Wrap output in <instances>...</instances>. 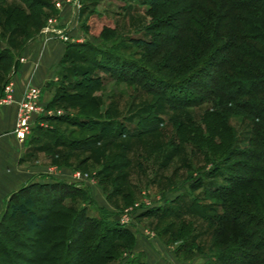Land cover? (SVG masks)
Listing matches in <instances>:
<instances>
[{
    "label": "rangeland",
    "instance_id": "374dc122",
    "mask_svg": "<svg viewBox=\"0 0 264 264\" xmlns=\"http://www.w3.org/2000/svg\"><path fill=\"white\" fill-rule=\"evenodd\" d=\"M238 1L0 0V83L44 26L65 45L58 75L44 87L50 99L41 92L43 112L24 139L40 174L27 184L55 185L47 192L60 203L45 210L48 224L35 233L5 215L11 194L0 212V248L9 253L0 264H68L72 256L35 251L60 237L65 250L80 235L91 244L105 230L118 239L112 264H250L251 244L264 245V225L256 226L264 211L255 209L264 173L254 172L264 163L240 154L264 151V94L229 103L210 81L220 77L210 64L220 59L221 16L225 34L232 29L264 53L252 37L264 34V14L236 8ZM16 8L32 17L28 26L8 20ZM245 72L238 79L264 76ZM81 81L90 91L76 90ZM47 192L22 194L35 196L41 211L54 201Z\"/></svg>",
    "mask_w": 264,
    "mask_h": 264
},
{
    "label": "trees",
    "instance_id": "16d2710c",
    "mask_svg": "<svg viewBox=\"0 0 264 264\" xmlns=\"http://www.w3.org/2000/svg\"><path fill=\"white\" fill-rule=\"evenodd\" d=\"M235 7L239 9H250V10H257L260 11L261 13L264 14V0H239L238 2L235 3ZM32 5H29L30 10ZM43 15H40L37 18H40L39 20H36L34 25L36 27L40 28L43 25V21L41 19ZM8 20L10 23L16 24L18 27L23 26L26 27L28 26L27 24H30L31 22V16L26 14L24 8H16L14 11H12L10 14L7 15ZM226 17L221 16L220 20V41L223 40L222 45H220V59L216 61L217 63L213 62L210 64V68L212 70H215L217 72H220V77L214 78L213 76H210V81L214 84L215 88H217L218 93L220 94V97L223 98L227 102H232L234 100V97L238 96L236 94H239L240 97H252L255 96L256 94H264V87H257L256 85L259 80V83L264 84V76L261 78H258V76L254 79H238L240 76H247L249 75L248 73L245 72V70H255L256 72L260 74H264V53L262 51H256L254 48H248L246 45L241 43L240 39L241 37L238 35L237 32L232 31V29L228 33H224L226 29ZM24 33V34H23ZM22 35H25L24 37L29 38L31 35H27L23 31ZM247 37H249L247 35ZM254 40L259 39L261 44H264V34L259 33L254 36H252ZM226 40V41H225ZM258 41V40H257ZM135 43H138L140 45H150V46H156L154 44H150L146 41L142 40H135ZM254 46H258V42H255ZM23 46V45H22ZM12 59V58H11ZM10 60V58H9ZM227 71V72H226ZM12 72L10 69L9 72L7 73L3 84L5 81H7V77L9 74ZM209 76V75H208ZM250 76V75H249ZM258 78V79H257ZM88 82L94 81L93 79L89 78L86 79ZM2 81V80H1ZM86 81H81L79 82L76 86V90H84L85 91H90V84L85 83ZM257 83V84H256ZM3 84L0 83V96L2 95L3 91ZM199 85L202 84V80ZM240 87V89L234 92L232 91V88L234 87ZM202 89L208 90L206 84L201 85ZM247 89V90H246ZM153 90V89H152ZM245 90V91H243ZM252 101V100H250ZM249 101V102H250ZM255 102V103H254ZM262 101H253V105L261 106ZM241 104V103H240ZM245 105V103H244ZM243 109V108H241ZM250 109L251 112L255 111L257 112V109L254 108H245L246 111H249ZM253 109V110H251ZM249 111V112H250ZM261 114H264V110H259ZM106 128H104L105 130ZM102 129V131H104ZM262 143V141H254L252 140V146H255L258 144ZM264 145V142H263ZM251 150V149H250ZM240 155L250 157V158H255L258 161H262L261 163H264V151L263 152H256V151H250V152H242ZM256 174L258 172L264 173V167H258V169L254 170ZM57 186V185H56ZM38 187L41 191L47 192V190L51 189L54 190L55 185H48V184H36L34 185H28L26 187H23L20 191L14 193L8 203V208L6 211V216H9L11 218H16V217H21L24 222L25 226L28 231L30 232H35V233H41L43 232L45 226L48 224L49 220V215H46L45 210H50L52 207V204L54 203H60V201H56V198L53 196V194L48 193V199L50 200L54 199V201H50L52 203H47L45 202V207L46 209H43L41 211L38 210L40 203L36 200V197L33 195H23V192H26V190L33 189ZM261 195H259V199ZM49 204V205H48ZM51 204V205H50ZM255 209H262L264 211V200L262 201L261 206H256ZM230 214L225 213L224 214V220L225 223L229 221ZM62 225V224H61ZM264 225V220L256 219V226H262ZM63 226V225H62ZM242 226H245L243 224ZM227 225H224L222 228V232L227 231ZM110 230H105L103 231L105 235H98L95 239V241L91 244L87 243L84 239L88 235H80V238L76 239V241L72 240V243L69 245H64L68 247L67 250L62 248L61 245H63V239L62 237L56 238L55 243H51L49 247H46L44 244L41 245L40 248L37 249L36 254L39 255L40 257H46L49 254H53L54 252L58 251L57 254H59L60 258L62 260H65L67 262L68 256H72V259L68 262V264H112L111 260H113V252L115 250L116 244L115 242L118 240L116 235H106ZM257 234H260L259 231H257ZM264 235V233H263ZM84 238V239H83ZM15 241V240H13ZM86 242V243H85ZM18 243V241H17ZM75 249L72 250L73 244ZM252 247L255 249L256 253L247 255L248 261H250V264H264V253H262V250L264 249V245H253L251 244ZM62 248V249H61ZM75 251V252H74ZM0 255L3 257H9L8 249H1L0 248ZM57 257L54 256L52 260H55ZM40 262H43L42 260L40 261H34V264H41ZM243 264V263H242Z\"/></svg>",
    "mask_w": 264,
    "mask_h": 264
},
{
    "label": "crops",
    "instance_id": "0c3cea01",
    "mask_svg": "<svg viewBox=\"0 0 264 264\" xmlns=\"http://www.w3.org/2000/svg\"><path fill=\"white\" fill-rule=\"evenodd\" d=\"M45 28L20 48L21 60L19 59V63L16 62L18 64L14 66L15 71L9 74L4 84V81H1L3 86L8 82L13 84L11 88L14 102L0 106V212L12 193L28 186L27 183L32 179L30 183H33L34 174L40 175L38 167H33L31 163L34 156L27 150V148L30 150L28 143L17 138L14 128L19 102L30 87L36 86L41 90L43 102L50 99H48L50 92L44 87L58 75V65L64 56V41L60 42L52 36L53 34L44 31ZM1 93L0 99L5 94V88Z\"/></svg>",
    "mask_w": 264,
    "mask_h": 264
},
{
    "label": "built area",
    "instance_id": "2783aa9c",
    "mask_svg": "<svg viewBox=\"0 0 264 264\" xmlns=\"http://www.w3.org/2000/svg\"><path fill=\"white\" fill-rule=\"evenodd\" d=\"M60 7V4H57ZM55 32L56 29H49L47 28V32ZM61 32V31H59ZM65 40L68 37L63 38ZM14 102V98L12 95V88L9 85L5 89V94L0 99V106L9 105ZM43 112V105L41 102V91L38 88H32L27 91L22 101L19 102L18 105V113L16 119V127H15V134L18 139L24 141L30 131L31 122L33 116L39 115ZM78 177H81V174H77Z\"/></svg>",
    "mask_w": 264,
    "mask_h": 264
}]
</instances>
